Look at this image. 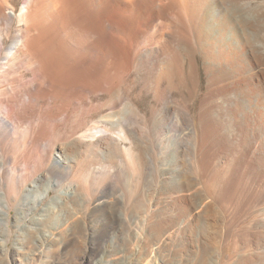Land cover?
Returning a JSON list of instances; mask_svg holds the SVG:
<instances>
[{
	"label": "bare ground",
	"instance_id": "bare-ground-1",
	"mask_svg": "<svg viewBox=\"0 0 264 264\" xmlns=\"http://www.w3.org/2000/svg\"><path fill=\"white\" fill-rule=\"evenodd\" d=\"M19 2L0 0V264L82 234L140 264H264V0Z\"/></svg>",
	"mask_w": 264,
	"mask_h": 264
},
{
	"label": "rangeland",
	"instance_id": "rangeland-1",
	"mask_svg": "<svg viewBox=\"0 0 264 264\" xmlns=\"http://www.w3.org/2000/svg\"><path fill=\"white\" fill-rule=\"evenodd\" d=\"M19 1L21 2V0H19ZM63 126L64 125L60 124L57 127H58V129H62ZM122 179L123 180H121V182H122L123 187H125V186L127 187V184H126L127 181H125L126 179L125 178H122ZM101 212L102 211H98L96 213L98 218H100V216L104 214V213L101 214ZM125 232L126 233L122 232L118 228L116 229V233L118 235H120V236H122V235L127 236L128 235V237H129V235H130L129 231L128 232L125 231ZM85 238H86L85 235L82 234L80 239H82L81 242L84 246L81 245L78 247L68 248L67 250L62 251L57 256H55V257H58L55 260V264H80L81 262H80L79 256L84 255V256L90 258V257H93L94 254H98L96 259H100V256H102L103 259L106 260V262H107L108 260L111 261V259H114L115 258L114 256H116L115 254H117L119 252H121V254H122V258L119 261L120 264H140V262H142V258H141L142 250L139 248H136V247L131 248L128 246H120V247L112 248V247L107 246L106 244L100 246V244L97 245V244L91 243V241H86ZM229 247L230 246H224L223 252L227 255L232 256L233 250H231ZM177 252L180 253V251L179 250L177 251L174 247L169 248L163 254V256L166 257L167 259L171 258V260H167L165 262H159L157 264H178V262L175 260L176 258H174V256L177 254Z\"/></svg>",
	"mask_w": 264,
	"mask_h": 264
}]
</instances>
